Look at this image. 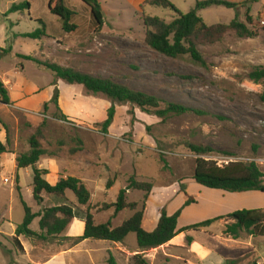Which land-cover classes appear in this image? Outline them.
Instances as JSON below:
<instances>
[{"label":"rangeland","instance_id":"1","mask_svg":"<svg viewBox=\"0 0 264 264\" xmlns=\"http://www.w3.org/2000/svg\"><path fill=\"white\" fill-rule=\"evenodd\" d=\"M22 1L0 0V49L13 46L9 41L5 45L2 24L8 28L10 39V23L20 24L21 32L33 33L42 28L40 21H35L40 19L50 39L43 40V43L41 39H19L13 53L0 61V80L2 77L8 80L14 92H18L20 87L43 88L44 98L51 97L52 90L58 88L59 84L64 108L70 104L65 110L69 113L78 111L80 107L83 111L86 107L92 108L93 118L87 123L86 119L66 115L68 122L59 121L53 117V105H50L46 115L41 111L38 116L7 107L0 115L10 140L13 139L8 148L17 155L28 152L30 137L42 128V144L48 155L40 162H56L64 170H69L73 166L69 167L70 163L66 165L64 161L70 162L74 158L70 151L80 147L77 142L85 139L87 146H83L82 156H89L92 166L84 172V176L88 179L86 186L93 196L89 205L82 207L72 193H67L66 197L43 193L44 202L38 205L33 199L31 170H19V181V177L13 174V165L8 163L9 157L0 155V264H46L49 261L53 264H108L111 255L117 264H132L131 259L128 261L127 256L118 253L112 243L107 241L90 240L73 247L68 231L47 241L21 237L22 251L12 241L16 228L25 219L21 200L34 214L47 208L68 205L77 217H85L87 211L91 210L92 213H98L97 223H105L112 218L114 209L103 207L116 202L119 192L127 187L131 176L136 181L154 186L149 196H152L151 219L156 217L160 208H165L167 213L173 215L188 198L195 202L183 210L178 221L179 229L224 216L232 210L264 208L262 193H228L197 185L193 180L197 157L188 148L190 144L208 146L214 150L208 158L219 165L231 161L255 163L264 173V102L261 101L264 82L254 83L248 77L254 68L264 66V0L248 5L253 18V24L248 28L257 32V37L239 38L230 32L218 43L199 47L207 62L206 68L194 64L189 57H164L145 45L143 15L170 22L176 17L170 10L149 6L142 8L143 3L134 7L128 0H100L104 25L98 32L95 31L96 25L87 5L81 0H64V5L74 14L71 24L77 27L75 32L66 33L60 19L49 11V0H30V15L27 11L7 14L13 4ZM170 1L183 14L195 7L190 5V1L185 3L186 0ZM246 12V7L235 11L213 6L199 11L198 15L208 26L228 25L237 14L245 22ZM14 31L17 33L18 30ZM53 37L63 38V48L56 46ZM42 45L48 48L49 58L41 60L35 57L36 60L52 62L96 77L110 78L161 101L198 109L205 115L188 114L162 121L143 113L136 106L116 104L115 120L108 133L110 137L102 135L97 124L106 119L107 110L112 105L110 100L103 96L88 95L82 87L58 81L47 69L16 56L15 51L19 49L29 55H34V52L38 54ZM72 98L81 100V106L73 102ZM14 140H17V145ZM73 173L77 174L78 170L73 169ZM109 180L114 182L111 189H107ZM169 187L165 193L163 188ZM144 196L143 192L129 191L127 202L141 206ZM132 214L131 211L122 212L113 219V225H121ZM225 222L218 221L210 234L218 233V228ZM30 230L41 234L39 218L31 224ZM192 234L195 232H185L186 236ZM249 239L251 237L244 236L239 240L240 251L232 245H213L208 238L204 239L210 241L218 253L206 260L205 264H222L223 256L233 262L231 264H253L255 258L251 254V246L254 249L261 246L258 241ZM128 242L136 243V236L131 234ZM186 245L187 242L183 247L148 251L144 258L149 264H190ZM228 256L240 258L234 257L232 260Z\"/></svg>","mask_w":264,"mask_h":264},{"label":"trees","instance_id":"2","mask_svg":"<svg viewBox=\"0 0 264 264\" xmlns=\"http://www.w3.org/2000/svg\"><path fill=\"white\" fill-rule=\"evenodd\" d=\"M81 1L90 8L96 25L95 31L100 32L104 25V11L101 3L98 0ZM255 1L257 0H246L243 3L237 4L226 0H197L194 9L189 13L183 14L170 0H146L142 8L149 6L170 10L175 13L176 17L172 21L166 22L158 17L143 15V22L146 28L144 43L150 50L164 57L170 59L189 57L194 64L206 68L207 62L199 51L201 45L218 43L230 32L235 33L239 38L252 39L258 36L257 32L248 28L249 25L253 24V18L250 15L248 5ZM213 6L234 9L235 11L246 7V21H241L237 14L235 19L228 25L216 24L208 26L198 15V12ZM48 8L53 15L60 19L63 31L66 33L76 31L77 27L71 24L74 14L64 5L63 0H49ZM30 9V0H23L20 4H13L7 14L24 13L26 11L29 13ZM40 24L42 26L41 29L22 35V37L32 40H40L43 37H47L43 22L40 21ZM11 51V47L0 49V53L2 54L0 59L11 53ZM18 58L38 64L50 71L57 80H62L70 86L82 87L88 95L103 96L110 100L112 105L107 110L106 119L102 123L97 124L102 135H108L109 129L114 123L116 104L136 106L143 113L155 116L162 121L188 114L205 115L204 112L198 109L178 103L161 101L155 96L130 89L127 86L116 83L110 78L84 74L72 68H66L48 61L42 62L32 57L18 56ZM248 77L254 83L264 82V66L254 68ZM261 101L264 102V90L261 94ZM0 103L6 106L11 105L9 93L1 80ZM50 105H53L55 108L53 117L56 120L69 121L68 117L59 107V91L57 88L54 90V95L50 102L44 104L42 108L43 115L49 112ZM0 123L2 124L1 121ZM5 129L8 133L7 141L5 145L0 142V155L13 153L8 148L11 140L6 127ZM43 141L44 133L42 128H40L30 137L28 152L16 157L17 170L30 169L32 171L34 201L38 205H42L44 202L43 193L57 197H66L67 193H72L80 206L85 207L89 205L91 193L81 180L74 177L61 178L56 185H51L45 179L49 172L38 167L40 160L48 155V152L43 148ZM77 143L80 147L70 151L72 156L83 150V141L80 140ZM188 148L197 157L193 173V180L197 185L228 193L259 192L264 194V173L255 163L231 161L227 164L219 165L216 161L208 158V155L214 153L211 147L190 144ZM227 155L229 156V154ZM127 183V187L119 192L116 202L110 206L103 207V209H114L112 218L107 222L98 224L92 211H87L84 219V234L77 238H70L73 241V247L86 240L124 243L130 234H135L138 248L142 252H145L168 244L182 233L199 232L208 229L220 220L228 221L223 231V236L227 239L238 241L244 236L264 238V209L237 210L227 216L209 219L178 229V221L183 210L195 203L191 198H188L184 206L173 215H168L165 208H160L158 210L160 216L158 224L153 231L149 232L144 228V223L148 217V199L154 186L148 182L136 181L134 176H131ZM113 185L114 182L109 180L107 182V189H111ZM132 190L144 193L145 196L141 206L138 203L127 202V194ZM21 202L25 209V219L16 228L15 234L12 237L14 246L20 251L23 250L21 237H33L47 241L67 231L73 220L77 217L73 208L68 205L47 208L41 213L34 214L23 200ZM124 211H131L133 214L129 219L122 222L121 225L114 227L113 219ZM38 218L41 234L30 230L31 224ZM186 242L188 245H191L193 240L187 236ZM0 246H2L1 242ZM131 261L132 264H149L144 258V254L133 256ZM231 263L233 262H226V264ZM108 264H117L112 255L108 260ZM253 264H257V262Z\"/></svg>","mask_w":264,"mask_h":264},{"label":"crops","instance_id":"3","mask_svg":"<svg viewBox=\"0 0 264 264\" xmlns=\"http://www.w3.org/2000/svg\"><path fill=\"white\" fill-rule=\"evenodd\" d=\"M98 1L100 2V0H98ZM145 1L146 0H128V2H131V4L134 7L135 6H139L140 4L144 3ZM179 1H181V0H179ZM189 1H190V5L191 4L193 6L195 5L196 0H186L185 3L189 2ZM200 1H204V0H200ZM226 1H228V0H226ZM245 1L246 0H243V1L242 0H238V2H232V3H239L240 4V3H243ZM173 2H174V0H173ZM228 2H230V1H228ZM173 4L176 7L175 3H173ZM176 8L178 10H180L178 7H176ZM180 12H182V11L180 10ZM31 21H33V20H31ZM35 21L38 22V21H41V20L37 19ZM10 26H11V31H9V33L12 34V35H10L11 36L10 39H8V32H7L8 28L6 27L5 24L1 25V29L4 31V43H5V45L9 41L10 44L13 45V46H11V48H12L11 53H13V50H14L15 46H17V41L19 39L23 38L22 35L30 34V33L21 32L20 31V24L18 25V24L10 23ZM13 27H15V29L18 30L17 33L14 31L15 29ZM23 39H26V38H23ZM47 39H50L49 36L43 37L40 41L42 42L43 40H47ZM62 39L63 38L60 39V38L53 37V41L55 42L56 46H61L62 45L61 44ZM61 47L63 48V46H61ZM1 49H3V48H1ZM48 51H49L48 48L45 47L44 45H42L40 50H39V52H38V54H37V52H34V55H32V54L29 55V54H26V53L22 52V50H20V49L17 50V52L15 51V53H16L17 57L18 56H27V57H32V58L40 57V59L42 60V59L49 58V52ZM56 51L60 52L59 50H56ZM3 58H5V57L3 56L0 59V61ZM58 60H59V56L57 57V61ZM24 62H26V61H24ZM28 62H30V61H28ZM21 69L23 70L24 67L22 66ZM2 78L3 79L1 81L4 83L6 89H7L8 93H9L11 105L10 106H6V105H3L2 103H0V113H2L5 108L12 107L17 112L38 116L41 113L44 104L50 102V100L52 99V97L54 95V90H52L51 97H49V98L45 97L44 98L43 97L44 89L40 88V87H31L29 89L26 88V87H20L18 89V92H14L9 87L11 85V83L8 80L4 79V77H2ZM58 81H60V80H58ZM57 89L59 91V106L63 110V113H65V115H72V116H75L77 118L86 119L87 123H88V121H92V118H93L92 108L89 109L88 107H86V110L83 111L81 109V107H80L78 111H76V112H72V111L70 112L69 111V113H68V111H66L65 108H66V106L67 107L70 106V104H68V105L66 104L65 108H64V103H63V100H62L63 96H62V93H61V91L59 89V84H58V88ZM76 99L77 98H72L73 102H76V104H79L81 106V103H82L81 100H79V99L76 100ZM0 121L3 124L2 125L0 123V142L5 145L6 141H7L8 133H7L6 129H5V127H4V122H3V119L1 117V115H0ZM106 136L110 137L109 134L106 135ZM11 141L13 143V139L12 138H11ZM14 143H15V145H17V140L16 141L14 140ZM83 143H84V145L86 144L85 139H83ZM85 146H87V145H85ZM83 152L84 151L82 150L78 154L73 155L74 158L70 162H68L66 160L64 161V164H66V165H69L68 163H70L69 167L73 166V168L71 167L72 169L64 170L62 168L61 164H58L56 162L52 163L51 161H44L43 163L40 162L38 167L40 169L47 170L49 172L48 175L45 177V179L51 185H56L61 178H68V177L77 178V179L81 180L86 185V184H88V179H86V177L84 176V172L89 171L90 167L92 166V162H91V159H90L89 156H87V157L82 156V155H84ZM1 155L9 157L8 163L13 165V168H12L13 169V174L15 176H18L19 177V181H21L20 175L18 173L19 170H17V167H16V157L18 156L17 153H5V154H1ZM94 159H95V157H94ZM73 169L78 170V173L77 174L73 173ZM23 170L27 171L28 169H23ZM170 188L171 187L163 188V190H165V193H166V192L169 191ZM165 193H162V195H164ZM92 196L93 195L91 194V198H92ZM151 198H152V196L148 199V217H147V220L144 223V228L147 231H149V232L153 231L156 228V226L158 224V221H159V218H160L158 213H157L155 218L151 219V217H150V214L152 213V206H151L152 199ZM192 205H194V204H192ZM188 207H186V208H188ZM261 209H264V208H261ZM235 211L236 210H232V211H230L228 214H226L224 216H227V215H229V214H231V213H233ZM93 214L95 216V221H96V216L98 215V213L97 212H93ZM168 215H171V214L168 213ZM84 219H85V217H76L73 220L72 224L67 229V231H68L67 233L69 235V238H77V237H80V236H82L84 234V231H85ZM224 221H226V220H224ZM227 223H228V221H226L224 223V225L221 226L220 229L218 228L219 232L218 233L214 232L215 233L214 235L210 234V232L211 231L213 232L212 229H213V227L215 226L216 223L214 225H212L208 229H205V230H202V231H199V232H195V234H192L190 236L187 235L188 237H191L192 240H193L191 245H186V252H187L188 257L190 258V260H189L190 264H205L206 260H210L214 255H216L217 252L215 251V248H213V246L210 245V243H209L210 241L213 242V245H216V244L217 245L218 244H221V245L223 244L225 246L232 245V246L238 248L239 251H240L241 242L239 240L236 241V240H232V239H227V238H225L223 236V231H224V228H225ZM98 224H100V223H98ZM147 226H149V227H147ZM114 227H118V226H114ZM129 236L126 238L124 243H112L113 248L116 251H118V253L128 257V261L133 256H135L137 254H146L148 252V251L142 252L137 246V241H136V243L128 242ZM187 236L185 235V233H182V234L178 235L176 238H174L171 242H169L168 244H166V245H164V246H162V247H160L158 249H165L167 247H183L185 245ZM206 238H208L210 241L208 242L207 240H204ZM260 239L261 238H251V239H249L250 241H253V240L254 241H258V243L261 246L259 248H255L254 249V247L252 245L251 246L252 247L251 254H254L255 262H257V264H264V240H260ZM87 241H90V240H86V241H84V242H82L80 244H83V243H85ZM158 249H154V250H158ZM154 250H150V251H154ZM228 257L233 260L234 257L236 258L237 256H228ZM222 258H223L222 264H226V262H228L227 261L228 259L224 258V256ZM237 258H240V257L238 256ZM46 264H53V262L49 261Z\"/></svg>","mask_w":264,"mask_h":264},{"label":"built area","instance_id":"4","mask_svg":"<svg viewBox=\"0 0 264 264\" xmlns=\"http://www.w3.org/2000/svg\"><path fill=\"white\" fill-rule=\"evenodd\" d=\"M8 181H9V180L7 179V180H6V183H8Z\"/></svg>","mask_w":264,"mask_h":264}]
</instances>
